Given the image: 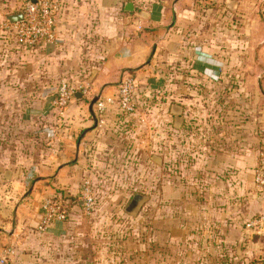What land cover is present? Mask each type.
I'll use <instances>...</instances> for the list:
<instances>
[{
    "label": "crops",
    "instance_id": "crops-1",
    "mask_svg": "<svg viewBox=\"0 0 264 264\" xmlns=\"http://www.w3.org/2000/svg\"><path fill=\"white\" fill-rule=\"evenodd\" d=\"M52 1L58 5L56 41L32 49L9 32L14 24L8 17L20 14L25 0L0 3V256L12 247L14 264L113 263L117 254L89 241L91 234L76 222L120 216L121 208L87 212L79 184L97 169L103 181L122 178L131 187L132 154L143 158L157 147L143 124L160 120L161 165L176 152L182 168L177 208L162 210L156 231L162 260L168 264L171 250L181 249L185 263L249 264L253 238L264 250V229L246 228L253 214H264V191L255 183L264 161V121L261 128L257 117L252 150L242 109L233 127L206 128L201 121L236 55L256 48L254 56L264 61V0ZM124 73L136 77L137 112L124 115L112 107L105 128H94L91 102L117 98ZM61 81L91 89L63 115L53 107ZM173 100L182 108L177 128ZM56 195L78 207L69 208L68 221L38 233L41 202ZM111 198L119 197L106 194L103 200ZM147 255L144 264H153Z\"/></svg>",
    "mask_w": 264,
    "mask_h": 264
},
{
    "label": "rangeland",
    "instance_id": "rangeland-1",
    "mask_svg": "<svg viewBox=\"0 0 264 264\" xmlns=\"http://www.w3.org/2000/svg\"><path fill=\"white\" fill-rule=\"evenodd\" d=\"M4 1L6 0H0V3ZM26 1L28 0H25V2ZM205 36H207V34L203 37ZM263 48L264 45H262V49ZM255 49L256 48H249L247 56L243 58L238 57V55L233 58L232 66H230L229 70H226L222 83L218 84L216 88H213L215 96L212 101H208L205 104L206 115L201 121L202 126L206 128L213 126L220 130L223 127H233L240 121V116L236 113H239L242 109L243 120L249 124L250 150L253 149L254 142L251 139L252 133L255 132L254 126L256 125L257 117L259 118L258 123L260 127L262 125L260 120L263 119L264 121V61L259 64L258 59L254 56ZM165 51H167V49H165ZM173 52L172 63L175 65V45ZM240 60L242 64H240ZM160 70L161 68L155 73L158 77H160L161 74ZM174 78L175 77H173V79ZM173 89L175 91V88ZM155 101L160 103V99ZM154 104L151 105L153 110L156 108V111L159 112L160 107H155ZM173 104L176 105L175 100H173ZM150 111H152V109ZM142 112H145V110ZM146 112L148 114L150 113L147 110ZM143 125L147 131L154 132L155 138L153 137L150 140L152 143L156 144L157 147H154L151 152H147L146 156L143 158L139 153L132 154L131 187L126 185V183H124L125 180L122 178L119 179L121 183H118L119 180L116 181L114 179L111 181H103V179L98 177L101 173L97 174V169H90L89 176L94 180V185L97 187V203L94 208L118 207L121 208L120 216H103L98 221H94L91 216H89V218L82 217L84 220L79 219V221L76 222L79 227L78 229H81L83 233H88V236L91 234V238L88 237L89 241H96L101 246H107V251L109 253L111 252L113 256L117 254L116 259H113L115 260L113 262L114 264H132V262L133 264H144V258L147 254L148 257L153 259V264H165L161 257L160 241L158 240L156 231H158L159 228L158 223L161 218L162 210L167 208L169 210H175L178 205L176 190L178 174L182 171V168L177 165L176 152H174L171 160L167 162L166 165L154 162L153 158L151 160V155L159 158L161 156L159 148L160 120H155L153 122L149 121L148 124H146L147 126H145V124ZM192 127L193 126L190 125V128ZM260 127L259 129L261 130L262 127ZM262 129L264 133V124ZM262 139L264 140V136ZM173 145L174 147L176 146V139H174ZM140 158H142L141 162ZM109 170L111 171L114 169ZM115 170L122 171L123 169L116 167ZM83 183L84 180L79 184L81 192ZM122 192H124V194ZM114 193L117 194L119 198L103 200L106 194ZM136 194L148 196L149 200L145 202L137 216H132L131 218L130 215H127L125 212V208ZM120 195L124 198L120 197ZM99 196H101L102 200ZM74 201L67 202V206L70 209L78 207L76 201L75 203ZM86 211L92 212L89 210ZM259 215L262 214L255 213L252 218H256ZM255 236L257 235L255 234L254 237ZM257 241H259V238H253L252 248L248 249L251 255L249 264H259L257 261L262 258V260H264V250H260L256 247ZM111 245H114L117 251L115 247L113 250ZM145 245L146 248L144 251ZM148 248L150 253L148 252ZM218 250L223 251V249ZM260 251L262 254H260ZM131 252V261H127ZM170 256L171 258L168 264H192L184 262L181 249H172Z\"/></svg>",
    "mask_w": 264,
    "mask_h": 264
},
{
    "label": "built area",
    "instance_id": "built-area-1",
    "mask_svg": "<svg viewBox=\"0 0 264 264\" xmlns=\"http://www.w3.org/2000/svg\"><path fill=\"white\" fill-rule=\"evenodd\" d=\"M24 18L21 22L14 24L9 30L16 42L24 48L32 49L41 43H51L56 41L57 13L58 5L52 0H38L33 3L28 0L21 7ZM264 24V4L260 9ZM77 92L83 96H89L91 89L89 85L72 86L67 81H61L57 87L53 107L60 115H63L70 105L76 100ZM138 88L137 80L132 74L124 73L120 83L119 96L99 98L94 105V112L97 119V127L105 128L107 125V114L112 107L124 115H133L137 112L136 101ZM256 185L264 190V161L255 174ZM2 186L0 184V197ZM81 200L86 210L93 211L97 203V187L94 180L88 176L84 178L81 192ZM67 201L61 195L44 198L41 202L42 216L37 226L38 233H46L56 223H64L69 219V207ZM246 228L250 231L264 229V214L251 219L246 223ZM14 249L9 247L0 256V264H14L11 257Z\"/></svg>",
    "mask_w": 264,
    "mask_h": 264
},
{
    "label": "water",
    "instance_id": "water-1",
    "mask_svg": "<svg viewBox=\"0 0 264 264\" xmlns=\"http://www.w3.org/2000/svg\"><path fill=\"white\" fill-rule=\"evenodd\" d=\"M33 3H37L38 0H31ZM126 11L128 12H133L134 11V4L133 3H127L125 6ZM24 18V15L22 13L20 14H16V15H11L8 17V21L11 24H17L19 22H21ZM82 97L81 93H77L76 97ZM99 98H95L90 105V112L94 118V128L97 127V119L96 116L94 114L93 111V107L95 105V103L98 101ZM172 114L175 116V127H179L180 125H182L183 123V119L181 117L182 114V108L174 105L172 107ZM86 134V132L84 133ZM153 161L161 164V159L157 156H153ZM149 200L148 196L142 195V194H136L134 195V197L131 199L130 203L128 204V206L126 207V212L131 215V216H136L138 214V212L142 209L143 205L145 204V202H147Z\"/></svg>",
    "mask_w": 264,
    "mask_h": 264
},
{
    "label": "trees",
    "instance_id": "trees-1",
    "mask_svg": "<svg viewBox=\"0 0 264 264\" xmlns=\"http://www.w3.org/2000/svg\"><path fill=\"white\" fill-rule=\"evenodd\" d=\"M132 73H133V72H132ZM76 203H77V202H76ZM77 204H78V203H77ZM262 215H263V214H262ZM259 216H260V215H259ZM259 216H258V217H259ZM256 218H257V217H256ZM252 219H253V218H252Z\"/></svg>",
    "mask_w": 264,
    "mask_h": 264
}]
</instances>
